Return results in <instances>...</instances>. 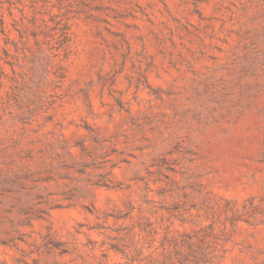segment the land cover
<instances>
[{
  "label": "rangeland",
  "instance_id": "obj_1",
  "mask_svg": "<svg viewBox=\"0 0 264 264\" xmlns=\"http://www.w3.org/2000/svg\"><path fill=\"white\" fill-rule=\"evenodd\" d=\"M0 264H264V0H0Z\"/></svg>",
  "mask_w": 264,
  "mask_h": 264
}]
</instances>
